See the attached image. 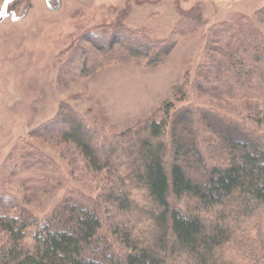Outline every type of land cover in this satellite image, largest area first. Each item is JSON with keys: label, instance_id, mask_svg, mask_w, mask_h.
<instances>
[{"label": "trees", "instance_id": "trees-1", "mask_svg": "<svg viewBox=\"0 0 264 264\" xmlns=\"http://www.w3.org/2000/svg\"><path fill=\"white\" fill-rule=\"evenodd\" d=\"M258 23L264 25V5L253 17L209 25L200 63L174 88L179 101L190 92L237 106L241 120L167 100L125 131L104 134L61 102L51 119L31 129L30 137L66 144L101 184L95 196L69 191L49 211L33 214L1 181L0 264H264V32ZM205 25L191 8L179 11L159 39L122 24L90 27L65 47L59 82L85 86L105 67L157 66L180 38ZM44 157L23 149L12 174L52 181ZM106 206L125 221H105Z\"/></svg>", "mask_w": 264, "mask_h": 264}, {"label": "rangeland", "instance_id": "rangeland-1", "mask_svg": "<svg viewBox=\"0 0 264 264\" xmlns=\"http://www.w3.org/2000/svg\"><path fill=\"white\" fill-rule=\"evenodd\" d=\"M263 5L264 0H9L0 11V183L33 214L49 211L69 191L97 194L101 182L66 144L30 137V130L51 119L61 102L74 106L104 134L125 131L167 100L176 106L191 102L241 120L237 106L196 98L190 92L179 101L173 97L174 88L187 69L200 63L209 25L234 21L240 14L253 17ZM191 8L199 9L206 25L180 38L164 63L150 68L140 63L105 67L85 86L65 87L59 82L65 47L81 31L122 24L164 38L179 11ZM257 25L264 32V25ZM28 148L47 158L52 181L12 174L18 152ZM103 213L105 221L126 219L111 206ZM4 238L0 233V242Z\"/></svg>", "mask_w": 264, "mask_h": 264}, {"label": "crops", "instance_id": "crops-1", "mask_svg": "<svg viewBox=\"0 0 264 264\" xmlns=\"http://www.w3.org/2000/svg\"><path fill=\"white\" fill-rule=\"evenodd\" d=\"M6 0H0V11L2 10Z\"/></svg>", "mask_w": 264, "mask_h": 264}, {"label": "snow or ice", "instance_id": "snow-or-ice-1", "mask_svg": "<svg viewBox=\"0 0 264 264\" xmlns=\"http://www.w3.org/2000/svg\"><path fill=\"white\" fill-rule=\"evenodd\" d=\"M6 2H9V0H6Z\"/></svg>", "mask_w": 264, "mask_h": 264}]
</instances>
